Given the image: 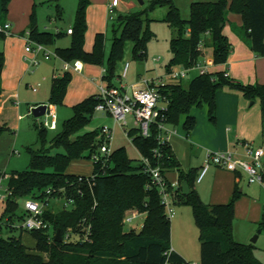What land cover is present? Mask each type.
<instances>
[{
    "label": "trees",
    "instance_id": "obj_1",
    "mask_svg": "<svg viewBox=\"0 0 264 264\" xmlns=\"http://www.w3.org/2000/svg\"><path fill=\"white\" fill-rule=\"evenodd\" d=\"M12 0H2V11L7 16ZM90 0H80L72 27V41L67 48H56V53L64 61L81 60L87 64L104 67V81L107 87H117L114 79L118 62L124 56L126 42H134V57L143 58L147 46L153 38L150 29L149 12L167 7L165 21L177 29V37L170 41L172 57L167 73L180 68H190L203 64V48L212 47L214 63L222 65L228 62L232 49L225 27L229 15H240L243 21L239 35L251 49L264 57V0H216L195 1L191 5L188 20L181 16L175 0H151L149 7L136 13L118 14L114 20V37L108 61H106V36L97 33L92 51H86L85 40L88 30L87 10ZM121 30L120 36L117 35ZM31 39L52 46L62 37V33L41 31L36 20V9L31 15L28 27ZM5 66V54L0 52V79ZM167 81L159 86L162 100L168 103L164 118L158 119L152 126L150 136L142 134L140 128L130 129L127 134L143 157L153 164H161L164 173L167 169L180 171L177 202L192 206L194 218L200 231L201 258L199 264H264L255 254V244L242 243L235 239V205L240 194L236 190L230 200L224 204L208 205L195 189L198 178L196 169L187 173L180 168L171 144H159V123L177 126L185 117L184 129L190 134L197 125L194 109L208 107L212 122L216 121L217 94L224 88L241 91L248 100L261 101L264 121V83L243 84L233 81L224 71L198 74L184 85V78ZM72 75L65 73L56 78L51 88L49 102L63 105ZM101 102L98 95H92L73 106L74 114L64 121L62 130L46 143L48 128L38 129L41 149L28 148L31 155L28 170L13 172L9 177L12 195L5 202L0 222L6 220L9 229H17L14 224L25 219L26 213H18L20 200L36 199L48 206L51 197L72 202V207L54 211L45 208L43 217L49 221L50 228L26 231L35 241V250L28 247L22 238L9 236L0 238V264H190L180 254L166 253L172 248V225L166 215L159 190L144 172L141 159H132L126 147H119L106 161L94 162V176L68 172L76 159L91 158L100 152L105 136L101 130L82 133L92 121L96 107ZM7 127H0V134ZM159 149L163 158L154 155ZM53 150H63L52 153ZM166 174V173H165ZM89 176V177H90ZM83 177V180L81 178ZM190 186L185 194L182 183ZM137 209L146 214L143 231L127 230L124 217L128 210ZM85 227H90L87 232ZM2 225L0 224V229ZM264 230V220L260 223ZM53 229V232H52ZM60 229L63 240H55ZM71 232L72 237L66 239ZM87 237V238H86Z\"/></svg>",
    "mask_w": 264,
    "mask_h": 264
},
{
    "label": "crops",
    "instance_id": "obj_2",
    "mask_svg": "<svg viewBox=\"0 0 264 264\" xmlns=\"http://www.w3.org/2000/svg\"><path fill=\"white\" fill-rule=\"evenodd\" d=\"M139 1L142 5L145 4L144 0ZM35 2V0H12L5 21L11 23L12 33L9 35L0 34V52L5 54V66L0 79V124H21V120L24 119L26 114L22 112L25 105L29 110H32L39 105L49 103L54 80L62 78L67 72L71 73L72 80L67 89L63 105L56 106L58 123L61 114L68 116L74 105L92 95H98L101 86H107V82L103 79L105 69L102 66L83 62L82 71H65L63 68L64 60L60 57H53L47 60L41 56H39L40 64L37 67L31 66L25 58L27 56L32 57L33 55L26 52L27 42L24 35L28 30L31 15L34 9H36ZM97 2V0H90L87 10L88 30L85 40L86 51H92L96 34L103 33L104 29L109 25V0H106L103 4H98ZM121 6L132 8L135 5L132 2L126 3L123 0ZM0 7H2V0H0ZM119 13L120 10L118 11ZM0 24L3 23L0 21ZM242 24L243 21L240 15L232 13L229 15V23L225 27V33L229 37L232 49L227 63L216 65L214 63L213 48L205 46H202L204 53L202 61L206 65L207 55L209 50L212 49L211 60L213 66L216 68L215 72L224 71L233 81L243 84H262L264 83V57L258 56L251 49V46L239 35L238 32L241 30ZM72 27L73 25L67 28L57 27L54 31H41L54 34L62 33V37L54 45L49 46L53 51H56V48H67L70 46L72 34H68L67 31ZM64 37H70V42H66L65 40V42L59 45L58 41ZM206 66L208 67V65ZM209 72L212 73L214 71L209 70ZM167 75L169 76V74ZM120 82L121 84L116 86L130 90L127 84H123L122 80ZM152 82L155 86H158L162 82L166 83L167 81L162 77L158 81ZM34 89L37 90L34 91ZM257 100H254L252 104H256ZM248 101L239 90L227 87L218 92L216 121L212 122L213 124L207 123L206 111H204L202 115L206 124H197L190 134L185 131L186 134L181 136L189 147L187 152L191 163L188 167H184L182 163L180 141L174 140V134L171 135L169 140L171 150L175 158L180 162V168L183 172L187 173L191 169H196L199 174L204 168L208 152L232 151L236 156H242L245 151L244 144L246 142H251L254 146L258 144L256 147H264V121L261 101L259 100L260 111L255 117V113H251V110H247L246 108ZM7 108L15 112V119L12 120L9 115H6ZM206 109L208 112L207 106ZM196 111L193 112L195 117ZM183 119L185 120V117ZM167 127L170 130H176V133L179 134V131L174 126L167 125ZM117 148L119 147L113 148V150ZM141 158L142 155L140 154ZM212 167H216V172H214L216 192L212 199L205 203L208 205L227 203L237 190L240 194V200L243 201L241 205L237 206V216L248 222L249 228H246L245 233L241 232L240 234L237 227H235L234 236L239 242L253 243L252 239L254 237L251 239L253 233H258L259 230H261V233L264 231L260 228V223L264 220V203L260 200L263 199L262 190H264V184L249 183L248 176L244 171L230 172L215 165H212L208 169L200 182L204 180ZM165 173L170 181H178L180 178V171L178 169H167ZM6 175L10 176V174ZM197 183L199 182L197 181ZM195 189L200 197H202L200 186L196 183ZM178 204L180 203L176 205ZM144 215L146 217V214ZM262 218L263 220L261 221ZM250 225L253 228H250ZM142 226L143 224L140 225V228ZM261 233L258 234L257 241ZM172 248L188 262L185 251L175 244H172ZM256 255L260 256L257 253Z\"/></svg>",
    "mask_w": 264,
    "mask_h": 264
},
{
    "label": "rangeland",
    "instance_id": "obj_3",
    "mask_svg": "<svg viewBox=\"0 0 264 264\" xmlns=\"http://www.w3.org/2000/svg\"><path fill=\"white\" fill-rule=\"evenodd\" d=\"M36 2V20L40 30H49L54 31L57 27L67 28L72 26L75 23L76 13L79 7L80 0H35ZM98 4L105 3L106 0H97ZM126 3H134L135 6L132 8L121 6L120 14L127 13H136L142 10H146L151 0H144L145 4L142 5L139 0H124ZM195 1H216V0H175V4L180 9L181 16L183 19L188 20L191 15V5ZM96 6V3H95ZM167 7H160L156 10L149 12L150 18V29L153 32V38L150 40L147 46V54L143 58L134 57V42L129 40L126 42L124 56L118 62L117 66V77L114 79V84H127L132 90V87L141 85L146 81H158L160 78H164L166 81H170V77L167 75V66L170 63L171 59V50H170V41L173 38H176L178 33L177 29L171 27L166 21L165 17L167 15ZM8 15V14H7ZM0 21L5 23L6 16H4L2 7H0ZM114 21H109V25L104 29V34L106 36V56L105 59L108 61L112 38L114 37ZM28 31V30H27ZM121 30H118L117 35L120 36ZM69 38H62L58 41L59 45L63 42L69 41ZM2 40V39H1ZM212 49L209 50V53L206 58V65L210 71L216 70L212 63ZM159 59V60H155ZM105 69V68H104ZM106 70V69H105ZM199 70L192 72L188 77L184 78V85L188 86L189 82L199 74ZM134 83V84H133ZM254 100H249L247 103V110H251V113L255 115L260 111L259 100L256 104H252ZM64 108V107H63ZM25 105L22 112L25 114L21 124H0V127H7L0 134V171L6 174H12L13 172H21L28 170L30 167L31 155L28 151V148L32 147L35 150L41 149V142L38 139V129L43 127L44 117H35L32 113V110H29ZM70 110V109H69ZM196 111L197 124H206L203 119L202 113L206 111V122L212 123L208 115L206 106L194 109ZM74 111L70 110V114L66 116L61 114L59 117L58 128L56 130H47L46 133V143L49 145L50 140L62 130V125L66 119H69L73 116ZM6 115H9L11 119H15V112L10 108H7ZM128 125L121 126L116 122L115 118L104 111H96L92 121L81 131L82 133L90 132L93 130H101L104 126L114 129V137L112 148L124 146L127 149L128 155L136 160H140V153L138 149L134 146L132 140L128 137L127 132L137 127L134 117L128 115ZM184 119L182 118L180 124L174 126L178 131L173 136L174 140H178L181 143V155L182 163L184 167L190 165V156L188 154V145L182 139V135L186 134L184 129ZM249 121V120H245ZM250 123V122H249ZM213 124V123H212ZM263 124V123H262ZM261 137V136H260ZM260 139V138H259ZM251 143V142H250ZM258 143V142H257ZM258 145V144H257ZM256 145V146H257ZM57 151L62 152L63 150H53L52 153ZM94 169V159L83 158L74 160L69 166L68 172L81 176H90L93 173ZM214 172H216V167H212L211 171L207 174L202 182L196 184L200 186L202 191V200L203 202L210 201L215 194V177ZM9 177L3 179L4 188H8ZM1 193H4L2 190ZM262 195L264 199V190H262ZM260 199L262 203L264 200ZM243 201L238 198L236 201V221L234 222V228L237 227L239 233H245L246 228H249V223L239 218L237 216V206L241 205ZM20 209L18 211L21 214L24 210V200H20ZM66 203L64 199L58 197H51L49 200L48 206L45 208H51L54 211L65 208ZM72 207V205H69ZM5 202L0 199V218L4 212ZM177 214L171 218L172 225V244L178 245L187 255V260L190 264H199L201 258V242H200V231L196 224L192 206L186 203H180L175 206ZM145 215L141 213L132 223L125 225L127 230H136L139 231L143 228H140L141 224H144ZM263 218L261 219V221ZM2 228L0 229V238H7L9 236L20 237L22 235L24 243L30 247L32 250H35L36 241L29 235L27 232L22 233L20 229H9L6 225V220L4 219L0 222ZM250 228H253L250 225ZM258 230V229H257ZM53 232V229H52ZM257 234L254 232L251 236V239ZM239 235V234H238ZM260 238L255 243V252L261 256L262 262H264V231L260 234ZM255 253V254H256Z\"/></svg>",
    "mask_w": 264,
    "mask_h": 264
},
{
    "label": "built area",
    "instance_id": "obj_4",
    "mask_svg": "<svg viewBox=\"0 0 264 264\" xmlns=\"http://www.w3.org/2000/svg\"><path fill=\"white\" fill-rule=\"evenodd\" d=\"M123 0H109L108 2V19L114 21L118 16V9L121 7ZM68 34H73V29H68ZM12 33V25L9 22L0 24V34L9 35ZM25 39L27 42L26 52L32 54V57L27 56L25 59L29 61L31 66L37 67L40 64L39 56L44 59H51L53 57H59L56 51H53L49 46L39 43L30 37V32L25 33ZM83 62L81 60H75L74 62L64 61L63 68L65 71H82ZM194 70H199L200 74L209 73L208 67L204 64H198L197 66L190 68H180L173 70L169 77L174 79L186 78ZM105 72V70H104ZM226 73V72H225ZM228 76V74L226 73ZM161 83L160 85H164ZM155 86L152 81H146L145 83L132 87V90H125L124 88L101 86L98 96L101 98V102L97 105V111H104L113 116L117 123L121 126L128 125V115L134 117V121L138 128L141 129L142 134L146 137L150 136L153 124L160 118H164V113L168 110V103L162 100L161 93L159 92V86ZM37 89H34L36 91ZM18 104V102H17ZM46 113L43 115L44 120L42 122L43 127L50 130H56L58 128L57 110L56 105L50 102L46 104ZM159 144L166 145L170 141L171 135L176 133V130H170L167 124L164 122L158 125ZM102 134L105 136L103 145L100 147V152L93 155L94 162H102V165L106 166V161L114 151L112 148L114 130L110 127L104 126L102 128ZM244 154L242 156H236L232 151L225 152H208L205 165L202 171L199 173L197 181L200 182L208 169L212 166H218L230 172H237L239 170L244 171L248 176V181L251 184H264V147H256L250 142L244 144ZM154 155L159 157V160L163 158V154L159 149H155ZM144 164V172L149 175L151 182L159 190L162 204L165 206L166 215L171 220L176 215V202L178 190L181 184L178 181H170L161 164H153L149 158H141ZM5 173L0 171V199L4 202L12 195V190L6 189L3 186V179L7 177ZM10 177V176H8ZM94 176H88L86 179L89 181ZM83 180V177L81 178ZM4 193H1V191ZM26 217L23 221L17 222L14 226L18 229H24L26 231L32 230H45L50 228V223L43 215L46 207V203L36 199L24 200ZM73 201L66 203V206L72 204ZM141 213L137 209L128 210L124 217V224L132 223ZM86 231H90V227H85ZM72 237L71 232L66 235V239ZM87 238V237H86ZM173 252V248L166 253L169 257ZM166 264H172L167 260Z\"/></svg>",
    "mask_w": 264,
    "mask_h": 264
},
{
    "label": "water",
    "instance_id": "obj_5",
    "mask_svg": "<svg viewBox=\"0 0 264 264\" xmlns=\"http://www.w3.org/2000/svg\"><path fill=\"white\" fill-rule=\"evenodd\" d=\"M46 109H47V105L46 104H42V105H39V106L33 108L32 109V113H33V115L35 117H41V116H43L46 113ZM183 191H184L185 194L189 193V191H190L189 190V184L186 181L183 182ZM142 231H143V228L138 231V234H141ZM259 233H261V230H259L258 233L252 239L253 243H255L257 241ZM55 240L58 241V242H61L63 240V235H62V232H61L60 229H58L56 231Z\"/></svg>",
    "mask_w": 264,
    "mask_h": 264
}]
</instances>
